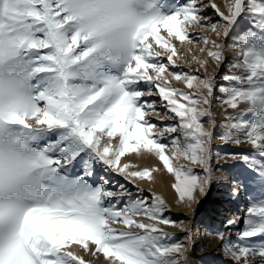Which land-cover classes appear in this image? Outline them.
<instances>
[{
	"label": "snow or ice",
	"instance_id": "1",
	"mask_svg": "<svg viewBox=\"0 0 264 264\" xmlns=\"http://www.w3.org/2000/svg\"><path fill=\"white\" fill-rule=\"evenodd\" d=\"M173 40L202 41L200 52L218 66L234 51L237 71L223 74L222 84L184 71ZM5 62L28 81L34 104L0 108V123L17 127L37 174L22 184L0 179V264H91L73 245L107 264H192L190 237L173 241L161 226L182 223L166 215L161 195L135 182L154 180L161 168L133 171L121 158L154 157L174 176L178 199L193 202L216 178L217 138L251 146L224 154L240 166L236 185L258 181L261 190L242 219L221 222L236 229L234 238L215 235L226 264H264V0H0V68ZM239 193L237 186L230 195Z\"/></svg>",
	"mask_w": 264,
	"mask_h": 264
},
{
	"label": "rangeland",
	"instance_id": "2",
	"mask_svg": "<svg viewBox=\"0 0 264 264\" xmlns=\"http://www.w3.org/2000/svg\"><path fill=\"white\" fill-rule=\"evenodd\" d=\"M213 2H216L220 4L221 6H223L224 4V0H213ZM222 10H223V7H222ZM190 31H192L193 33H202L206 36H210L212 39L217 40L218 43L225 42L222 37H217L215 33H213L211 29L207 27L191 26ZM161 34L166 35V30L162 28ZM149 39L151 40L152 38L150 37ZM173 43L176 44L179 50V55L184 57L183 60L179 59L178 57L176 58L177 63L181 66V68L184 71H189V72H194V73L198 72V74L201 77L205 75H208V76L216 75L218 84L225 83L222 80L223 74H225L226 72L237 71L235 68L231 67L232 60L226 61L223 66H218L214 60L207 57L206 52L205 53L200 52V48L205 47L202 41L194 42L191 45L187 43L181 44L179 41H176V40L175 41L173 40ZM194 57L199 58L201 60L207 59L208 64L206 65V67H202L197 62V60L194 59ZM171 82H172V85L175 87L185 88V90H188L186 88V85L183 82L175 81L174 79H172ZM240 107L243 108V107H246V105L241 104ZM212 111L215 114L217 125L218 126L222 125L225 122V119H224L225 113H224V108L221 106V96L219 93L214 99V107L212 108ZM233 111L235 110L231 108L228 109V113H232ZM160 112H161V116H163V109H161ZM246 118H249V117H246ZM208 126L209 125L207 121H205V127H208ZM221 131H223V129L218 127L216 129L217 135ZM116 142H117L116 140L113 141L114 144ZM226 149L227 150H238V149H244V146L240 147V146H236L235 144H229L225 146L220 143L218 138L215 140L214 145H213V153H214L213 163L217 162L216 159H218L219 161L221 160L224 163L223 170H229L234 175V177H238L240 176V166L237 165L231 158H229L228 156L224 154ZM215 153H220L219 157H217ZM147 157H150V156L129 153L121 158V164L130 163L131 165H133V167L130 170H133V171L142 170L144 167H160L161 170L154 172L153 174H162L163 172L162 162H160L161 164L159 165H156L155 163L153 164L143 163L141 167L140 165L138 166L139 162L141 160L142 161L145 160V158ZM183 162L186 163V161H183ZM164 170L165 172H167L166 169ZM167 174L169 173L167 172ZM202 174L203 173L201 172V175ZM241 179H243V177H241ZM119 182L125 183L123 179H120ZM135 182L136 183L138 182L137 185L140 188L142 189L144 188L148 192H154V193L161 195L169 205L170 211L167 212L166 215L170 217L172 220L179 221L182 223L183 227L166 226V225H161V226L164 228L165 231L174 234V236L172 237L173 241L182 240L185 237V235H188L190 237V243L187 246L188 251L186 252V254L190 256L192 264H226L229 258H226L224 255L219 256V257L216 254L209 255L210 253L205 250L206 249L205 248V236L207 235V233L204 232V225H205L204 223L206 220V216H204L203 213H205L208 206L202 205L201 203L203 197L205 196L203 193L197 190L195 193V200L193 202L180 201L178 199V194L175 192V190L172 187L173 183L175 182L170 181L168 178L166 180L154 179L152 181L147 180V179H144V180L137 179ZM141 182H144L146 184H152V186H148L147 188ZM242 185L247 186L249 190L251 191V193L253 192V194H256V195H258L261 190L260 184L258 181L246 180L245 183ZM130 186L128 185V187ZM154 186L158 188H154ZM162 189H164L165 191L170 190L171 196L167 197L165 193L162 191ZM132 191L135 192V188H132ZM172 197L174 198L171 199ZM218 223L219 221L212 224L213 227H217ZM208 229L209 231H211L210 228ZM212 231L215 233L214 230ZM232 237L234 238V236ZM212 238H214V240L217 241L218 243L219 239L217 238L216 235L213 236ZM71 250L74 251L76 254L83 256L84 259L86 261H90L91 264H101L100 262L101 254L98 257H93L90 253H85V251L79 245H73ZM221 251H223V249H221Z\"/></svg>",
	"mask_w": 264,
	"mask_h": 264
},
{
	"label": "clouds",
	"instance_id": "3",
	"mask_svg": "<svg viewBox=\"0 0 264 264\" xmlns=\"http://www.w3.org/2000/svg\"><path fill=\"white\" fill-rule=\"evenodd\" d=\"M34 104L28 81L11 70L7 63L0 68V108L24 111ZM35 127V125H34ZM30 145L19 138L16 126L0 123V179L22 184L37 174L32 167Z\"/></svg>",
	"mask_w": 264,
	"mask_h": 264
},
{
	"label": "bare ground",
	"instance_id": "4",
	"mask_svg": "<svg viewBox=\"0 0 264 264\" xmlns=\"http://www.w3.org/2000/svg\"><path fill=\"white\" fill-rule=\"evenodd\" d=\"M235 55L236 54L234 51L225 52V56L228 57V60H232V58ZM236 146H240V147L244 146V149L251 150V146L247 143L236 145ZM216 161L217 162L213 163V167L215 165L214 168H215L216 178L212 182L211 189L209 190L207 196H204L201 202L202 205L208 206L205 213H203V215L206 216V220L204 223L205 224L204 232L207 233V235L205 236V248H206L205 250L209 252L210 254L218 255V257L224 255L226 258H228L224 254V251H221L222 249L221 241L219 240L217 243V241H215L214 238H212L213 236H215V233L212 230L216 231V229H220V230L225 231L226 235L235 236L236 229L226 230L225 228L221 226V222L225 219V217H231L234 215L237 218L242 219L245 214L244 210L247 205L248 199L250 198V196L256 195V194H253V192L251 193V191L249 190L247 186L236 185L235 180H234V175L229 170H223L224 163L221 160L219 161L218 159H216ZM143 163H147V164L155 163L156 165L161 164L158 160H156L154 157H151V156L145 158V160L143 161L141 160L138 166L140 165L141 167ZM162 170H163L162 174H153L155 179L166 180L168 178L170 181L175 182V178L172 174L169 175L167 174V172H165L164 169ZM141 183L145 185L147 188L148 186H152V184H146L144 182H141ZM237 186L240 187L239 195L238 196L230 195L231 189ZM154 188H158V187L154 186ZM162 191L165 193L167 197L171 196L170 190L165 191L164 189H162ZM173 198L174 197H172L171 199ZM218 221H219L218 226L213 227L212 224ZM208 228H210L211 231H209ZM100 262L101 264H107V258L104 257L103 254H101Z\"/></svg>",
	"mask_w": 264,
	"mask_h": 264
}]
</instances>
